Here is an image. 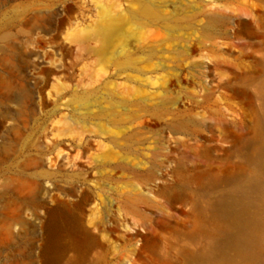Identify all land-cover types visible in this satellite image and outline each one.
I'll use <instances>...</instances> for the list:
<instances>
[{
    "label": "rangeland",
    "instance_id": "1",
    "mask_svg": "<svg viewBox=\"0 0 264 264\" xmlns=\"http://www.w3.org/2000/svg\"><path fill=\"white\" fill-rule=\"evenodd\" d=\"M263 123L264 0H0V264H202Z\"/></svg>",
    "mask_w": 264,
    "mask_h": 264
},
{
    "label": "bare ground",
    "instance_id": "2",
    "mask_svg": "<svg viewBox=\"0 0 264 264\" xmlns=\"http://www.w3.org/2000/svg\"><path fill=\"white\" fill-rule=\"evenodd\" d=\"M1 86L6 92L25 90V84L23 86L13 79H3ZM3 99L6 100L5 97ZM255 147L261 172L241 181L234 192L217 202L213 215L223 223L222 245L216 254H204L202 264H213L217 258H225L229 264H237L234 258H242L240 264H264V245L261 243L264 236V123ZM15 152V146L9 141L0 145L1 160L10 158ZM19 176L22 178L24 174ZM2 198H5V194H0ZM65 214L59 206L48 210L50 234L47 253L53 252L56 243L53 231L66 219ZM4 221L10 222L7 218ZM30 258V263H33V256L30 255Z\"/></svg>",
    "mask_w": 264,
    "mask_h": 264
}]
</instances>
